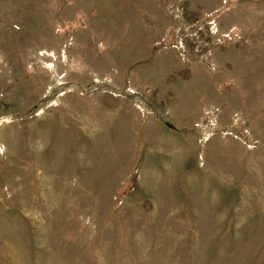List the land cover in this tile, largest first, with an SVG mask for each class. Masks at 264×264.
<instances>
[{
    "label": "rangeland",
    "instance_id": "rangeland-1",
    "mask_svg": "<svg viewBox=\"0 0 264 264\" xmlns=\"http://www.w3.org/2000/svg\"><path fill=\"white\" fill-rule=\"evenodd\" d=\"M0 264H264V0H0Z\"/></svg>",
    "mask_w": 264,
    "mask_h": 264
}]
</instances>
